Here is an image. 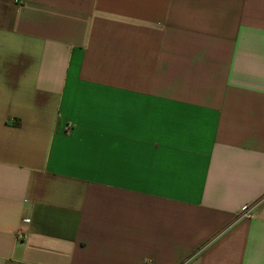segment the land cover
<instances>
[{"label": "crops", "instance_id": "obj_1", "mask_svg": "<svg viewBox=\"0 0 264 264\" xmlns=\"http://www.w3.org/2000/svg\"><path fill=\"white\" fill-rule=\"evenodd\" d=\"M0 264H264V0H0Z\"/></svg>", "mask_w": 264, "mask_h": 264}, {"label": "built area", "instance_id": "obj_2", "mask_svg": "<svg viewBox=\"0 0 264 264\" xmlns=\"http://www.w3.org/2000/svg\"><path fill=\"white\" fill-rule=\"evenodd\" d=\"M240 217L242 219H252V218H254L255 217L254 208L245 210V212H243Z\"/></svg>", "mask_w": 264, "mask_h": 264}]
</instances>
